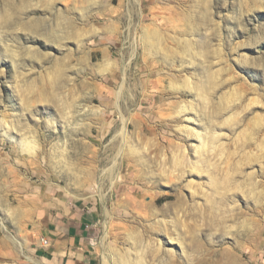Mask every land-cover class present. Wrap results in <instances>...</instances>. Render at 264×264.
<instances>
[{"label":"rangeland","instance_id":"1","mask_svg":"<svg viewBox=\"0 0 264 264\" xmlns=\"http://www.w3.org/2000/svg\"><path fill=\"white\" fill-rule=\"evenodd\" d=\"M135 114L129 145L149 151L122 157ZM156 193L172 197L142 221L132 204ZM141 249L146 264H264V0H0V264Z\"/></svg>","mask_w":264,"mask_h":264},{"label":"bare ground","instance_id":"2","mask_svg":"<svg viewBox=\"0 0 264 264\" xmlns=\"http://www.w3.org/2000/svg\"><path fill=\"white\" fill-rule=\"evenodd\" d=\"M204 2L205 3H208V0H204ZM188 49L189 50H186V53L188 54V53H190V52H192V44H190L189 46H188ZM154 50H152V52H153ZM156 51H158V50H156ZM159 51H161V50H159ZM162 52V51H161ZM108 66V65H107ZM106 66V67H107ZM110 67V66H109ZM108 68V67H107ZM106 70H108V69H106ZM109 72V71H108ZM109 73H111V72H109ZM115 73V72H114ZM160 81V80H159ZM156 87H158V84H155V88ZM185 87L186 88H188V89H190V90H193L196 94H197V96L203 101V103L205 104L206 103V101H207V92L205 91V89L203 88V87H201V86H197V85H194V86H192L191 85V83L189 82V80H187L186 81V83H185ZM160 90V89H159ZM107 94H109V95H115V92L114 91H108L107 92ZM122 96H123V90L121 91V92H118V94H116V97H117V100L119 101L120 99H122ZM201 101V102H202ZM118 104V103H117ZM112 105V104H111ZM116 107V106H115ZM193 110V108H190V107H188L187 105L186 106H181L180 108H179V110H178V113L179 114H183V113H186V112H188V111H192ZM133 114V113H132ZM123 121H124V123H123V129H122V131L120 132V134H119V136H120V138H119V140L121 141L122 140V147L120 148V150H119V155L120 156H122V157H128L129 155H131V156H143L144 157V155H143V153L145 154H147V152L149 151V148L147 149H142V150H144L143 152H142V150H140V149H137V148H133V146L132 145H129V141H128V137H127V130H125V127H127V126H129V128L131 127V126H135V127H139L140 125H141V119H139V115L138 114H135V115H133L132 116V119L130 120V125H129V121H127V120H125V119H123ZM125 122H127V125L125 126ZM226 122H230L229 120L228 121H225L224 123H222V124H220V126L222 125V127L224 126V124L226 123ZM214 127L215 126H211V128L212 129H214ZM206 130H207V128H206ZM196 135V134H195ZM199 138H202V137H199ZM203 139V138H202ZM218 139H219V137H218V135H216V132L215 131H212L211 133H208V131L206 132V134L204 135V141L200 144L201 146L199 147L200 148V150L198 151L199 152V154L198 155H201L202 157L203 156H206V154H207V152H208V149H210L211 148V146L212 145H214L217 141H218ZM28 140L26 139L25 141H24V147L26 148V150L27 151H29V152H35V150H36V147H37V144H35L34 143V141L33 142H27ZM184 152H186V150H184L183 151V153ZM150 153V152H149ZM183 155H185V153L183 154ZM158 156V155H157ZM201 156H199V157H201ZM185 157V159H186V156H184ZM201 157V158H202ZM200 158V159H201ZM145 159V158H144ZM141 160L143 161V158H141ZM202 163H205V162H202ZM113 168V167H112ZM190 170L192 171V172H194V171H198V170H200V167H199V165H197V167H191L190 166ZM112 171V170H111ZM176 171V170H175ZM175 174L176 173H173V174H171V175H167V174H165V172H162L161 173V175H163V176H161V177H163V178H166V179H168L169 177H174L175 176ZM184 175V173H183V171H181V173H179V177H182ZM110 177V176H109ZM106 178H107V176H106ZM112 178V177H111ZM114 179V178H113ZM115 181V180H114ZM113 181V182H114ZM170 181V180H169ZM154 184V183H153ZM121 187V186H120ZM118 189H120V188H117V190ZM152 194V193H151ZM172 197V195L171 194H164V195H159V194H154L152 197H151V201L150 202H148V203H145L144 201H143V204L142 205H138V203L136 204H132L133 205V211L136 213L135 215H137V217H140L139 219H141L142 221H146V222H148V218H150L151 216H159L160 215V210L157 208V206H158V203L162 200V199H169V198H171ZM175 197H176V199H177V202L176 203H174V204H167V205H165L164 206V208H163V212L165 211V210H167V212H166V214L169 212V213H171V214H176L177 212H178V207L179 206H182V204H183V199L181 198V197H178L177 198V196L175 195ZM147 198H148V196H147ZM120 205V204H119ZM125 205V204H124ZM123 206V205H122ZM165 215V214H164ZM168 215V214H167ZM138 219V218H137ZM146 219V220H145ZM158 219V218H157ZM156 219V220H157ZM160 226H162V227H164L165 229H168V231H172L173 233H176V231L178 230V227H179V224H177L176 222H175V220L174 221H169V222H163L162 220L160 221H158L157 222ZM170 224H172L171 226H170ZM157 225V224H156ZM169 227H171V228H169ZM191 232H193V231H191ZM191 232L189 233V234H191ZM133 235H135V234H133ZM175 235V234H174ZM135 240H137L138 241V239H137V237H135L134 238ZM176 240H177V238L176 239H174V241L176 242ZM181 240H183V239H181ZM180 240V241H181ZM187 242V241H186ZM182 244L184 243L183 241L181 242ZM174 244V243H173ZM149 245V246H148ZM152 244H147V247H148V249L147 250H149L150 248L149 247H152L151 246ZM155 246V245H154ZM160 247V246H159ZM146 253H147V251L146 250H138V251H136V254H138V256H136V259L135 258H132L131 259V256H130V254H129V252H126V253H124L123 254V252H121V255H119L118 256V264H146L145 263V261H144V256L146 255ZM107 255H108V253H107ZM171 256H173L172 254H170ZM114 261V260H113ZM105 263H107V260L105 259Z\"/></svg>","mask_w":264,"mask_h":264},{"label":"built area","instance_id":"3","mask_svg":"<svg viewBox=\"0 0 264 264\" xmlns=\"http://www.w3.org/2000/svg\"><path fill=\"white\" fill-rule=\"evenodd\" d=\"M42 242H43V245L46 246L47 240L44 239V240H42Z\"/></svg>","mask_w":264,"mask_h":264}]
</instances>
